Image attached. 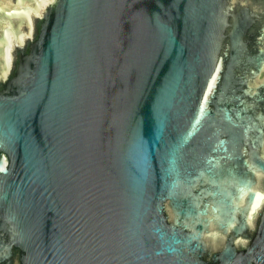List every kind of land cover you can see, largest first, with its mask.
<instances>
[{"label":"water","instance_id":"obj_1","mask_svg":"<svg viewBox=\"0 0 264 264\" xmlns=\"http://www.w3.org/2000/svg\"><path fill=\"white\" fill-rule=\"evenodd\" d=\"M0 264H264V0H0Z\"/></svg>","mask_w":264,"mask_h":264}]
</instances>
